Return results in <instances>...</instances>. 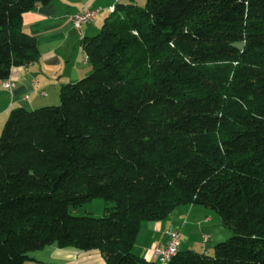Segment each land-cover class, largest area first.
Masks as SVG:
<instances>
[{
    "label": "trees",
    "instance_id": "1",
    "mask_svg": "<svg viewBox=\"0 0 264 264\" xmlns=\"http://www.w3.org/2000/svg\"><path fill=\"white\" fill-rule=\"evenodd\" d=\"M52 1L0 0V80L37 61L21 17ZM111 7L82 41L91 73L0 133V264L48 246L107 264H264V0ZM96 198L101 217L75 214ZM189 205L231 232L213 256L132 253L144 222Z\"/></svg>",
    "mask_w": 264,
    "mask_h": 264
},
{
    "label": "crops",
    "instance_id": "2",
    "mask_svg": "<svg viewBox=\"0 0 264 264\" xmlns=\"http://www.w3.org/2000/svg\"><path fill=\"white\" fill-rule=\"evenodd\" d=\"M118 3L134 4V0H53L48 5H38L34 10L22 15L21 28L34 37L39 55L36 62L26 67L11 69L7 78L13 84L11 88H6L4 82L0 80V133L12 110L17 108L34 110L50 106L59 100V91L62 86L76 82L91 72L92 68L87 62L82 41L99 33L103 20L110 16L109 8ZM85 9H99V13L89 24L74 28L72 17ZM181 212L185 214L181 224L174 219L167 228V230H177L180 234L179 238L191 226L188 223L191 215L202 213V210L195 205H189L187 208L183 207ZM209 219L211 218L205 217L203 221L209 222ZM147 227L148 232L144 237L148 238V241L140 245L144 252L142 256L145 260L159 263L152 250L155 246L164 244L167 230L163 231L162 223L155 224L158 235L154 236L156 232L149 231V226ZM199 231L205 239V228L201 227ZM204 239V243L210 240L208 236L206 240ZM181 247L180 242L179 251H186ZM25 264L107 263L97 250L81 251L74 248L48 246L31 252Z\"/></svg>",
    "mask_w": 264,
    "mask_h": 264
},
{
    "label": "rangeland",
    "instance_id": "3",
    "mask_svg": "<svg viewBox=\"0 0 264 264\" xmlns=\"http://www.w3.org/2000/svg\"><path fill=\"white\" fill-rule=\"evenodd\" d=\"M147 0H134V4L143 7L145 5ZM101 30V27H100ZM99 30V32H100ZM97 35V34H96ZM92 71V70H91ZM91 73V72H90ZM59 104V100L54 102L53 104H50V106L54 107ZM187 208V206H181L175 208L166 219H163L159 222H154L155 224H161L163 225L162 229L167 230V228L170 226V224L176 219L177 222L181 224V221H183V217L185 214H182L181 210L182 208ZM197 208H201L202 213H194L191 215V218L189 219V222L191 226L187 228L180 238V242L182 243L181 249L191 252H198L203 253L204 249H206V255L213 256L214 255V246L217 243L225 242L231 237V232L227 230L225 227H223L220 223L219 215L216 214L214 211L206 210L205 208L201 206H196ZM105 204L104 201L100 198H96L89 202L88 204L83 205L82 207L78 208L77 212L75 214L77 215H89L93 217H101L104 214ZM205 217H210L209 222L203 221ZM205 222V223H204ZM154 223H144L142 225L141 233L139 235V239L137 243L135 244V247L132 249V253L140 258L144 259L142 255H144V252L141 250V243H145L148 241V238L145 239L144 235L148 232L147 226H149V231L156 232V235H158L155 224ZM152 224V225H150ZM200 225V226H199ZM205 228L206 237L208 236L210 240L208 243H204V235H200V228ZM198 228V229H197ZM170 230V229H169ZM168 231V230H167ZM180 236V234H179ZM203 237V238H202ZM205 240V239H204ZM190 241V242H189ZM152 244H150L151 246ZM148 246V247H150ZM159 260L158 257H155V259ZM148 261V260H147Z\"/></svg>",
    "mask_w": 264,
    "mask_h": 264
},
{
    "label": "built area",
    "instance_id": "4",
    "mask_svg": "<svg viewBox=\"0 0 264 264\" xmlns=\"http://www.w3.org/2000/svg\"><path fill=\"white\" fill-rule=\"evenodd\" d=\"M113 11V7L110 8ZM99 9H85L83 12L72 17V25L74 28H81L83 25L89 24L98 15ZM28 66V65H27ZM26 67V66H25ZM4 86L11 88L13 84L9 80H5ZM207 237L205 236V240ZM180 238L177 230H168L166 232V242L163 246H155L153 253L159 258L161 263H167L179 251Z\"/></svg>",
    "mask_w": 264,
    "mask_h": 264
},
{
    "label": "water",
    "instance_id": "5",
    "mask_svg": "<svg viewBox=\"0 0 264 264\" xmlns=\"http://www.w3.org/2000/svg\"><path fill=\"white\" fill-rule=\"evenodd\" d=\"M235 47L238 48V49H241L242 48V45L241 44L235 45Z\"/></svg>",
    "mask_w": 264,
    "mask_h": 264
}]
</instances>
